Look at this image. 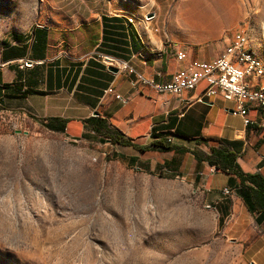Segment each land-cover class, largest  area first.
Wrapping results in <instances>:
<instances>
[{
  "label": "crops",
  "instance_id": "1",
  "mask_svg": "<svg viewBox=\"0 0 264 264\" xmlns=\"http://www.w3.org/2000/svg\"><path fill=\"white\" fill-rule=\"evenodd\" d=\"M242 15L238 0H162L148 10L126 0L58 2L41 22L0 37V107L32 122L62 120L60 134L71 142L104 139L127 166L184 179L215 212L224 237L239 245L244 262L264 264L262 195L253 199L250 184L241 186L231 171H216L193 154L222 148L241 174L264 181V134L232 114L234 103L206 98L203 83L173 97L136 81L139 75L166 83L192 62L213 61L240 31ZM99 55L134 72H110ZM248 117L259 119L254 110ZM89 119L130 145H112ZM164 141L170 150L151 147Z\"/></svg>",
  "mask_w": 264,
  "mask_h": 264
},
{
  "label": "rangeland",
  "instance_id": "2",
  "mask_svg": "<svg viewBox=\"0 0 264 264\" xmlns=\"http://www.w3.org/2000/svg\"><path fill=\"white\" fill-rule=\"evenodd\" d=\"M64 0H0V37ZM148 10L162 0H126ZM264 62V0H238ZM238 28V27H237ZM0 264H247L184 179L127 166L0 107Z\"/></svg>",
  "mask_w": 264,
  "mask_h": 264
},
{
  "label": "built area",
  "instance_id": "3",
  "mask_svg": "<svg viewBox=\"0 0 264 264\" xmlns=\"http://www.w3.org/2000/svg\"><path fill=\"white\" fill-rule=\"evenodd\" d=\"M243 34L244 31L237 32L213 61L192 62L187 68L172 75L166 83L155 84L139 75H136V81L158 95L173 97L191 92L203 83V95L206 98L220 96L225 102L234 103L236 107L232 114L241 117L245 126H253L257 132L264 134V78L258 77L255 58L248 54L246 48H241ZM97 58L108 69L113 68L124 73L134 72L126 63L112 56L99 55ZM183 58V54L177 55L178 60ZM111 93V89L105 91V94ZM196 101L203 103L202 99ZM252 110L258 114L259 119L248 117ZM223 192L227 196L231 195L228 189Z\"/></svg>",
  "mask_w": 264,
  "mask_h": 264
},
{
  "label": "trees",
  "instance_id": "4",
  "mask_svg": "<svg viewBox=\"0 0 264 264\" xmlns=\"http://www.w3.org/2000/svg\"><path fill=\"white\" fill-rule=\"evenodd\" d=\"M34 122H38L36 119L31 118ZM86 124L90 125L94 132H98L104 135L112 145H124L128 146L130 143L127 141H123L121 137H111L109 135L110 130L107 128V125L104 123L102 126L95 128L94 126L97 125L94 119H89L85 121ZM38 124L47 131L54 132V133H63L64 131V121L59 119H48L47 121H40ZM151 147L155 149H160L164 151L170 150V146L168 143L164 142H155L151 145ZM194 156L198 161H206L210 166H213L216 171H221L224 173L232 172L238 179L241 186H244L247 182L250 184L248 189L253 193V199L255 194H260L263 197V202L259 204L261 208L264 209V181L261 177L257 175H243L237 169L235 164V156L230 152L223 150L222 148H213L210 147V155L205 156L202 153L194 152ZM244 202L247 201L243 197ZM249 207V205H248Z\"/></svg>",
  "mask_w": 264,
  "mask_h": 264
},
{
  "label": "bare ground",
  "instance_id": "5",
  "mask_svg": "<svg viewBox=\"0 0 264 264\" xmlns=\"http://www.w3.org/2000/svg\"><path fill=\"white\" fill-rule=\"evenodd\" d=\"M131 22V20H128ZM241 48H246L248 54L255 58L256 60V71L258 72V77L264 75V62L260 59L257 53L249 44V38L246 32H244L243 36L241 37ZM225 194V193H224Z\"/></svg>",
  "mask_w": 264,
  "mask_h": 264
},
{
  "label": "water",
  "instance_id": "6",
  "mask_svg": "<svg viewBox=\"0 0 264 264\" xmlns=\"http://www.w3.org/2000/svg\"><path fill=\"white\" fill-rule=\"evenodd\" d=\"M150 18H152V16H149V17H147V19H150ZM110 72H113V73H115V72H117L115 69H113V68H109L108 69Z\"/></svg>",
  "mask_w": 264,
  "mask_h": 264
}]
</instances>
